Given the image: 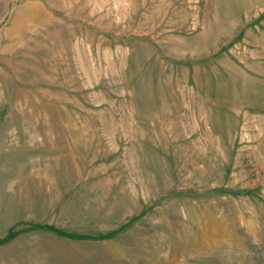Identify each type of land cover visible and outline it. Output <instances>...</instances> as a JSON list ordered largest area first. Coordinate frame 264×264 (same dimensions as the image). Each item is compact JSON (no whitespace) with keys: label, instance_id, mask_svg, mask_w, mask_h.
Segmentation results:
<instances>
[{"label":"rangeland","instance_id":"1","mask_svg":"<svg viewBox=\"0 0 264 264\" xmlns=\"http://www.w3.org/2000/svg\"><path fill=\"white\" fill-rule=\"evenodd\" d=\"M0 241L264 264V0H0Z\"/></svg>","mask_w":264,"mask_h":264},{"label":"crops","instance_id":"2","mask_svg":"<svg viewBox=\"0 0 264 264\" xmlns=\"http://www.w3.org/2000/svg\"><path fill=\"white\" fill-rule=\"evenodd\" d=\"M246 222V223H245ZM248 222L247 221H243V223H242V221H241V226H244L245 228H248V227H251L249 230H248V232H249V235L247 236V238H244V240L245 241H243V244H244V246H246V245H248V247H249V245L251 244V243H253V244H256V243H258V242H260V237H261V229H260V227H258V224L256 225L255 223H249V224H247ZM246 225V226H245ZM231 232H232V236H233V243L235 244L237 241H239V240H237V234H238V232H239V230L237 229V233L234 231V229H233V231H232V229H231ZM230 230H228V232H227V239H228V246H227V248H230V243H232L230 240H231V236H230ZM240 239V238H239ZM1 241H3V240H1ZM0 241V242H1ZM248 241V242H247ZM240 242V241H239ZM238 243V242H237ZM248 243V244H247ZM0 244H2V243H0ZM234 248L236 247V245H234L233 246Z\"/></svg>","mask_w":264,"mask_h":264}]
</instances>
